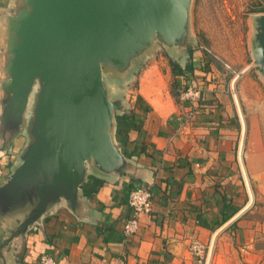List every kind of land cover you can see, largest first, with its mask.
Instances as JSON below:
<instances>
[{
  "label": "crops",
  "instance_id": "1",
  "mask_svg": "<svg viewBox=\"0 0 264 264\" xmlns=\"http://www.w3.org/2000/svg\"><path fill=\"white\" fill-rule=\"evenodd\" d=\"M10 4L0 0V36ZM3 60L0 50V65ZM2 77L0 70V81ZM215 77L217 73L194 70L175 78L179 92L192 83L201 89L203 102L206 95L187 121L188 105L170 93V68L160 73L157 60L142 67L136 88L128 102L123 98L125 108L114 119L113 138L125 171L107 175L88 168L76 211L64 200L53 205L21 243L12 244L5 264H36L43 254L58 264H228L230 254L234 264H264V213L257 215L258 206L249 207V199L242 207L235 200L242 195V181L232 178L237 171L243 177L237 149L241 141ZM26 142L19 134L5 143L0 134V186L19 165ZM251 158L243 162L245 171L264 196V163ZM138 187L151 191V212L141 215L138 231L126 237L127 194ZM223 195L239 210L212 231L221 220ZM224 233L240 245L227 244ZM194 239L207 247L205 256L190 253Z\"/></svg>",
  "mask_w": 264,
  "mask_h": 264
},
{
  "label": "water",
  "instance_id": "2",
  "mask_svg": "<svg viewBox=\"0 0 264 264\" xmlns=\"http://www.w3.org/2000/svg\"><path fill=\"white\" fill-rule=\"evenodd\" d=\"M189 2L11 0L0 36V134L27 142L0 186V263L53 205L64 200L76 211L88 168L125 171L113 138L123 97L107 88L127 83L157 47L175 60L187 54ZM254 21L264 77V13Z\"/></svg>",
  "mask_w": 264,
  "mask_h": 264
},
{
  "label": "rangeland",
  "instance_id": "3",
  "mask_svg": "<svg viewBox=\"0 0 264 264\" xmlns=\"http://www.w3.org/2000/svg\"><path fill=\"white\" fill-rule=\"evenodd\" d=\"M263 7L264 0H190L187 9L188 39L182 44L187 54L176 57L182 66L193 63L196 73H217L218 77L214 80H219L221 84L219 93L228 102V113L234 116L236 136L241 141L237 149L243 177L237 171L232 178L236 182L242 181V195L236 198L230 193L228 195L231 199L235 198L240 207L245 206L249 199V207L258 206L257 215L264 213V196L257 180L245 171L243 162L251 156L253 161L262 160L264 163V77L253 58L254 19L264 13L258 12ZM154 60L158 62L160 73H166L170 68L169 60L175 61L164 48L157 47L127 83H109V89L106 87L109 97L119 94L128 102L130 91L137 86V73ZM224 237L230 246L240 245L226 233ZM207 250L204 245L202 256ZM232 259L230 254L228 264H234Z\"/></svg>",
  "mask_w": 264,
  "mask_h": 264
},
{
  "label": "built area",
  "instance_id": "4",
  "mask_svg": "<svg viewBox=\"0 0 264 264\" xmlns=\"http://www.w3.org/2000/svg\"><path fill=\"white\" fill-rule=\"evenodd\" d=\"M179 100L189 107L187 113V121H189L200 105L201 89L198 85L191 83L179 92ZM126 204L130 209V216L123 224V235L128 237L138 231L139 217L151 212L152 193L147 187L134 188L128 192ZM189 251L193 256L200 258L204 253V245L196 239L191 240ZM36 264H58V262L52 256L43 254Z\"/></svg>",
  "mask_w": 264,
  "mask_h": 264
},
{
  "label": "trees",
  "instance_id": "5",
  "mask_svg": "<svg viewBox=\"0 0 264 264\" xmlns=\"http://www.w3.org/2000/svg\"><path fill=\"white\" fill-rule=\"evenodd\" d=\"M258 12H264V7L260 8ZM169 66H170L171 74L173 76L170 93L171 96L175 99V101H177V99H179V90H178V83L175 78L177 76L185 75L186 73L192 74L195 69L193 63L191 62L187 63L184 67H181L177 62L169 60ZM221 203H222L220 209L221 220L218 223H216L214 227L211 228L212 231H214L216 228L220 227L222 224L229 221L239 210V207L234 206L231 203V201L226 198L225 195L221 197Z\"/></svg>",
  "mask_w": 264,
  "mask_h": 264
}]
</instances>
